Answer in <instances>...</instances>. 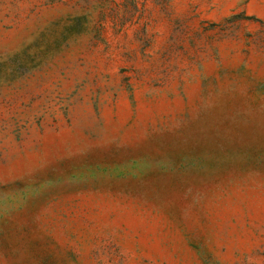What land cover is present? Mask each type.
I'll list each match as a JSON object with an SVG mask.
<instances>
[{
  "label": "rangeland",
  "instance_id": "rangeland-1",
  "mask_svg": "<svg viewBox=\"0 0 264 264\" xmlns=\"http://www.w3.org/2000/svg\"><path fill=\"white\" fill-rule=\"evenodd\" d=\"M0 264H264V0H0Z\"/></svg>",
  "mask_w": 264,
  "mask_h": 264
}]
</instances>
